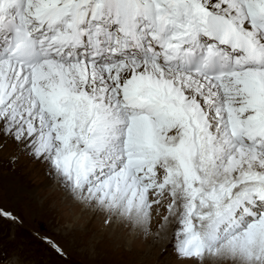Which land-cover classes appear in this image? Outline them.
<instances>
[{"label": "snow or ice", "instance_id": "snow-or-ice-1", "mask_svg": "<svg viewBox=\"0 0 264 264\" xmlns=\"http://www.w3.org/2000/svg\"><path fill=\"white\" fill-rule=\"evenodd\" d=\"M7 141L175 264H264V0H0Z\"/></svg>", "mask_w": 264, "mask_h": 264}, {"label": "rangeland", "instance_id": "rangeland-1", "mask_svg": "<svg viewBox=\"0 0 264 264\" xmlns=\"http://www.w3.org/2000/svg\"><path fill=\"white\" fill-rule=\"evenodd\" d=\"M13 148L4 155H14ZM36 160L29 156L21 159L29 186L12 177L10 181L8 169L0 167V207L22 221L0 218V238L5 251L17 253L18 264H175L171 241L148 250L151 237L130 235L119 225L104 229L103 219L82 207L76 209L79 204L69 201L64 191L49 195L48 191L57 187L45 184L38 173L47 174L49 167L39 170L42 160ZM40 188L48 191L41 192ZM63 201L66 204H60ZM41 237L55 240L67 255L57 254Z\"/></svg>", "mask_w": 264, "mask_h": 264}, {"label": "bare ground", "instance_id": "bare-ground-1", "mask_svg": "<svg viewBox=\"0 0 264 264\" xmlns=\"http://www.w3.org/2000/svg\"><path fill=\"white\" fill-rule=\"evenodd\" d=\"M13 146H14V148H13ZM15 146H16L15 141H7L6 142V146L0 151V167H5L8 169V176L9 177H7V178L10 181H12V178H14L17 181H19L20 183L26 184L27 183L26 182L27 176H26V172H23V168H22L23 163L21 162V159L24 156H29V157H32V156L29 154L19 155L18 162L13 164L11 162V159H10L13 155H11V156L6 155L5 156L4 154L12 153L11 149L13 148V150H15ZM40 161L41 160L37 159L36 163H39ZM40 164H41V168L39 170H42V169L44 170V168H46L47 166L49 167V165L46 162L42 161V163H40ZM38 174H40V177H43L42 179L44 180L45 184L53 183L54 184L53 186L57 187L55 190H52V191H48V188H40L39 190L41 192H44V191L47 192L48 191L49 195H52L53 193L63 192V189L58 184L57 178L55 176H49L48 171H47V174L46 173L44 174V172H39ZM27 185H28V183H27ZM39 190H36V191H39ZM66 199H68V198H66ZM69 201H72V200L69 199ZM63 203L66 204L65 201H63L60 204H63ZM80 207H81L80 205H78V206L76 205V209L79 210ZM85 212H87L88 214H92L94 216L97 215L95 217L101 218L103 220L105 219V215H104L103 211H101L99 214H96L93 212V210L91 208H88V209H85ZM101 223H103V222H101ZM103 228L105 229L106 227L103 226ZM166 244H168L167 241H159V242L154 243L152 240L151 244L148 245L149 247L147 249L148 250L155 249L158 245L165 246Z\"/></svg>", "mask_w": 264, "mask_h": 264}]
</instances>
